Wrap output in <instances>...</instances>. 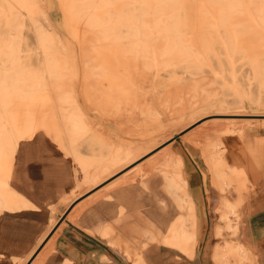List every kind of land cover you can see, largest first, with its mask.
Masks as SVG:
<instances>
[{
  "label": "bare ground",
  "instance_id": "1",
  "mask_svg": "<svg viewBox=\"0 0 264 264\" xmlns=\"http://www.w3.org/2000/svg\"><path fill=\"white\" fill-rule=\"evenodd\" d=\"M59 2L72 39L52 26L51 4L45 0H0V212L24 205L10 184L14 160L20 144L42 132L79 164L88 185L148 150L134 140L113 143L98 133L88 107L134 128L161 121L165 114L177 127L186 115L207 108L216 109L212 115L220 120L243 115L239 111L248 103L264 106V0ZM244 132L227 127L187 138L221 149L202 155L221 193L219 218L236 234L249 172L229 161L227 138ZM257 146H264V139ZM185 163L180 153H170L158 168L171 179L131 188L153 195L162 212L157 229H143L146 241L125 250L133 264H151V252L160 249L177 259L195 256L198 216L187 192ZM118 190L108 196L113 202L121 199ZM178 190L186 204L171 211ZM128 209L120 204L115 218ZM223 231L222 224L215 225L214 235ZM252 253L236 240L216 245L213 259L215 264H256Z\"/></svg>",
  "mask_w": 264,
  "mask_h": 264
},
{
  "label": "crops",
  "instance_id": "2",
  "mask_svg": "<svg viewBox=\"0 0 264 264\" xmlns=\"http://www.w3.org/2000/svg\"><path fill=\"white\" fill-rule=\"evenodd\" d=\"M235 137L230 161L249 172L239 238L252 250L256 264H264V146H257L258 139H264V126H249ZM195 146L188 150L197 153ZM201 156L205 162L202 152ZM193 163L194 168L185 163V170L198 216L195 256L177 259L175 253L160 249L151 252V264H215V209L221 193L211 176ZM82 179L79 164L45 134L20 144L10 184L24 205L0 212V264H133L125 250L140 247L146 241L143 229L155 230L162 222L154 196H141L126 186L115 189L120 177L114 174L90 187ZM117 190L121 199L113 202L108 196ZM120 204L129 209L117 220Z\"/></svg>",
  "mask_w": 264,
  "mask_h": 264
},
{
  "label": "rangeland",
  "instance_id": "3",
  "mask_svg": "<svg viewBox=\"0 0 264 264\" xmlns=\"http://www.w3.org/2000/svg\"><path fill=\"white\" fill-rule=\"evenodd\" d=\"M45 3L47 5L51 4L50 22L52 26L59 30L62 35L71 38L66 27L64 13L59 0H45ZM72 43L75 47H77V43L75 40H72ZM215 110L216 109L212 107L200 110L193 115H186L185 119L177 127H173L171 125L168 116L165 114L162 116L163 119L161 121H149L140 127L133 128L123 127L120 124V120L115 115H107L95 108L88 107L89 119L92 121L94 129L98 133L109 139L111 142H124V139L127 138L134 140V145L140 146L142 150H144L143 148L149 147L148 150L141 152L133 161L114 170L113 173L107 175L106 177L112 174H114L116 177H120V180L116 181V183L114 184L115 188H124V186L133 188L139 183L147 182V180L152 183H165L168 181V179H171L170 174L166 173V171H164L165 169L161 170L158 167L161 166V161H163L168 154L175 152L180 153L183 158H185L187 166L190 165L192 168H194L193 162H195L196 164H199L209 176H211L208 167L206 166L205 162H203L204 160L202 159L201 152H220L221 149L219 147L212 149L211 144L209 142H206L201 146L196 145L195 148L197 153H195V151L193 150H188L189 145L193 146V143L187 138L201 132L210 133L213 130L225 129L227 127H231L233 129L241 128L245 130V128L249 126H264V106L259 104L248 103L246 107L240 109L239 111L241 113H244L243 115L225 116L223 117L224 119L220 120L216 119L218 118V116L212 115ZM42 133L46 135V133ZM46 136L49 137L48 135ZM235 136H238V134L229 136L227 138V141L228 145L230 146L229 148H233L236 151ZM49 138L52 140L51 137ZM190 142L192 144H190ZM82 149L84 151H89V148L87 146H82ZM251 150L256 153V150ZM228 157L229 161L234 160L229 155ZM106 177H102L101 179ZM101 179H99L98 181H100ZM187 192L191 195L189 186ZM177 195L178 197L176 198L177 201L174 205L175 207L171 208V211L178 209L179 203L186 204L185 193H180L178 190ZM219 204L217 205L215 212L218 214V223L222 224L224 231L222 235H214L217 238L214 247L218 244L233 243V241L241 240L239 238L240 231L239 234H236L232 229L228 228L227 220H222L221 218H219ZM241 224L242 208L241 216L239 218L240 230ZM143 250L144 249L141 248V251ZM252 255L254 257L253 253Z\"/></svg>",
  "mask_w": 264,
  "mask_h": 264
}]
</instances>
